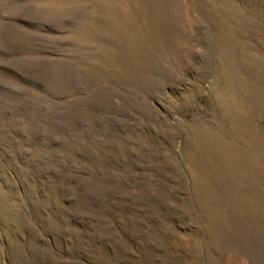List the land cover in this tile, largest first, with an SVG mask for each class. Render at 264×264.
Instances as JSON below:
<instances>
[{"label": "rangeland", "instance_id": "374dc122", "mask_svg": "<svg viewBox=\"0 0 264 264\" xmlns=\"http://www.w3.org/2000/svg\"><path fill=\"white\" fill-rule=\"evenodd\" d=\"M0 264H264V0H0Z\"/></svg>", "mask_w": 264, "mask_h": 264}]
</instances>
